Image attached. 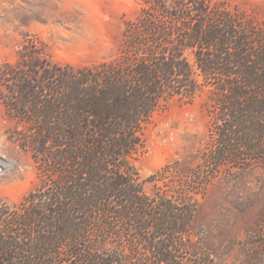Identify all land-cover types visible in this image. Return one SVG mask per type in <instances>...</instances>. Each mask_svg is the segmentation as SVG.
I'll return each instance as SVG.
<instances>
[{
	"label": "trees",
	"instance_id": "1",
	"mask_svg": "<svg viewBox=\"0 0 264 264\" xmlns=\"http://www.w3.org/2000/svg\"><path fill=\"white\" fill-rule=\"evenodd\" d=\"M130 34L122 64L72 70L27 53L8 71L5 106L47 181L0 199V264H194L196 196L223 166L264 167L263 28L226 0H159ZM188 52L217 95L211 149L150 196L132 159L161 101L197 90Z\"/></svg>",
	"mask_w": 264,
	"mask_h": 264
},
{
	"label": "rangeland",
	"instance_id": "2",
	"mask_svg": "<svg viewBox=\"0 0 264 264\" xmlns=\"http://www.w3.org/2000/svg\"><path fill=\"white\" fill-rule=\"evenodd\" d=\"M156 1L0 0L1 200L19 204L47 181L30 147L29 125L5 106L10 97L8 71L27 53L50 66L72 70L122 64L131 50L130 31ZM226 1L264 29V0ZM187 57L197 90L161 101L143 128L142 146L132 159L150 196L171 192L174 184L203 165L211 149L217 95L205 85L192 53ZM195 201L189 263L264 264V167L223 166Z\"/></svg>",
	"mask_w": 264,
	"mask_h": 264
}]
</instances>
